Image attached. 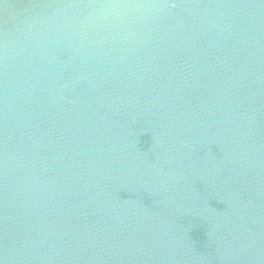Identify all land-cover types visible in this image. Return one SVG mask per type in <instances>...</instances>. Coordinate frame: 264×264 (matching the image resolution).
Wrapping results in <instances>:
<instances>
[{
    "label": "water",
    "instance_id": "water-1",
    "mask_svg": "<svg viewBox=\"0 0 264 264\" xmlns=\"http://www.w3.org/2000/svg\"><path fill=\"white\" fill-rule=\"evenodd\" d=\"M0 264H264V0H0Z\"/></svg>",
    "mask_w": 264,
    "mask_h": 264
}]
</instances>
